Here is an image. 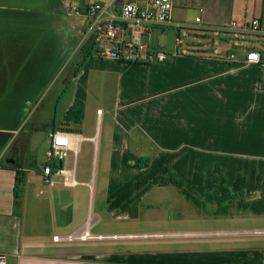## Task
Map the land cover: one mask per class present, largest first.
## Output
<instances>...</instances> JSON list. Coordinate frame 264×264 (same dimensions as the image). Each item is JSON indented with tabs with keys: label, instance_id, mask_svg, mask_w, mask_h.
Here are the masks:
<instances>
[{
	"label": "crops",
	"instance_id": "0c3cea01",
	"mask_svg": "<svg viewBox=\"0 0 264 264\" xmlns=\"http://www.w3.org/2000/svg\"><path fill=\"white\" fill-rule=\"evenodd\" d=\"M66 2L45 0L51 27L26 34L28 50L53 46L44 69L54 68L57 53L64 65L89 39L87 17L77 14L88 24L77 28ZM253 18H264V0H175L170 23L144 38L167 53L165 62L94 56L49 90L54 97L41 122L21 118L0 128V253L8 264H264V38L245 28ZM170 27L208 32L194 34L203 38L232 34L234 49L224 56L207 42L184 47L181 33L162 48L154 36ZM10 38L0 32L1 92L11 90L6 84L19 64L10 58ZM252 50L263 65L244 62ZM232 53L236 59L227 60ZM37 77L30 83L50 84L56 73ZM56 131L70 138L67 157L53 161L68 171L70 186L56 177L48 187L40 174ZM217 167L232 195L244 193L229 210L197 207L163 183L173 177L204 202ZM18 171L36 181L24 178L16 204ZM240 177L244 188L236 186Z\"/></svg>",
	"mask_w": 264,
	"mask_h": 264
},
{
	"label": "rangeland",
	"instance_id": "374dc122",
	"mask_svg": "<svg viewBox=\"0 0 264 264\" xmlns=\"http://www.w3.org/2000/svg\"><path fill=\"white\" fill-rule=\"evenodd\" d=\"M0 1L4 6L1 8L3 10L0 9V32L5 35H11L10 58L13 60V63H19L18 67L12 69V74H15L9 77L11 78L10 83L6 84L11 90L9 92H5V90L3 92L0 91V128L8 123L14 124L21 118H23V125H29V121L30 124L33 121L41 122L45 117V113H48L50 103L52 102L51 100L54 97V92H50L48 94L49 90H55L61 86L62 79L67 75L69 69L79 60V53L78 55L71 54L64 65L61 63L62 58L59 57L57 53L55 54L56 57L52 62L55 63L54 68L44 69L40 65L43 66L49 59L48 56L53 50V46H50L46 41H44L43 43H35L34 47L30 46V49L28 50L29 46L26 42V34L42 26L51 27L46 19L50 12L48 4H44L45 0ZM81 1L82 0H70L74 7H78L79 2ZM68 19L71 23L75 24L77 28L82 27L86 29V27H88L86 18L81 17L74 12L72 16L68 17ZM179 33L185 36L182 38V45L184 47H187V44L193 42H207L210 45H215L217 53L221 52L224 56H227L229 51L234 49L232 48L234 42L228 41L232 37V34L217 31L209 34V37H196L194 34H207L208 32L189 27H182L181 29L177 27L167 28L165 32H158L155 34L154 40H157L162 48L175 46ZM251 36L253 38L256 37L255 35ZM249 40H251V38ZM46 43L47 46H45ZM246 47L249 48L250 46L247 45ZM8 50L9 47L1 51L4 57L7 56ZM24 62H26V65L28 62H37V64H35L33 68L31 66L21 67V63ZM60 63L62 64L61 68L59 67ZM51 72L56 73V80L54 82L50 84L42 82L38 85L36 83H30L33 77L36 78V76H38L40 79H44ZM1 86L3 88L5 87L4 85ZM30 88H35V90L31 91ZM36 141L37 143H42L43 137L39 136ZM29 176L31 181H36L33 174H23L24 178Z\"/></svg>",
	"mask_w": 264,
	"mask_h": 264
},
{
	"label": "built area",
	"instance_id": "2783aa9c",
	"mask_svg": "<svg viewBox=\"0 0 264 264\" xmlns=\"http://www.w3.org/2000/svg\"><path fill=\"white\" fill-rule=\"evenodd\" d=\"M175 0H82L81 7H74L66 2L68 14H81L89 21V38L93 37L96 45L95 56L124 62L155 63L165 62L168 55L152 49L145 41L155 26L170 23ZM200 21L199 18L196 19ZM238 26L232 22L230 28ZM245 28L250 34L264 38V18H253ZM235 54L227 60L234 61ZM245 63L262 64L258 51L246 53ZM263 65V64H262ZM264 66V65H263ZM49 161L40 170L42 181L48 187L56 185L55 178L62 179L63 184L70 186L73 179L68 171L60 165L52 167L53 161H63L71 147L69 135L56 131L49 135ZM0 264H8V257L0 253Z\"/></svg>",
	"mask_w": 264,
	"mask_h": 264
},
{
	"label": "trees",
	"instance_id": "16d2710c",
	"mask_svg": "<svg viewBox=\"0 0 264 264\" xmlns=\"http://www.w3.org/2000/svg\"><path fill=\"white\" fill-rule=\"evenodd\" d=\"M178 38H179V35H178ZM95 54H96V45L94 42V38L90 37L88 41L80 48L79 60L76 63L74 76H76L81 71L85 63L90 58L94 57ZM66 130H69V129L67 128ZM51 165L52 167H56L57 162H52ZM215 177L217 180L214 185V189L212 192H210L207 195L204 202H201L200 200L192 196L188 191L185 190L183 184L180 181L174 179L173 177L164 178L163 183L174 185L176 188H178L181 191V193L187 198L188 201L192 202L197 207H201L202 203H213V204H217L220 211H222V209L229 210V208L232 205H235L238 202V200L244 197V193L240 192L236 195H232L229 192V190L226 188V179L223 176L222 170L219 167L215 169ZM24 181L25 180H24L22 172L18 171L16 174V183H15V190H14L16 204L19 201V198L21 195L20 194L21 187ZM236 186L239 188H244L245 186L244 178L240 177L236 183ZM246 208L247 207H244V210H246Z\"/></svg>",
	"mask_w": 264,
	"mask_h": 264
}]
</instances>
